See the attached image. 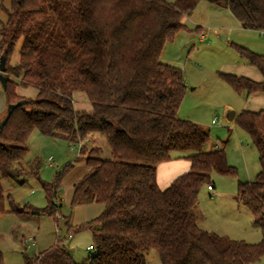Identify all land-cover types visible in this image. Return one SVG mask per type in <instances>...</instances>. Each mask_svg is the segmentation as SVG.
<instances>
[{
	"label": "trees",
	"instance_id": "trees-1",
	"mask_svg": "<svg viewBox=\"0 0 264 264\" xmlns=\"http://www.w3.org/2000/svg\"><path fill=\"white\" fill-rule=\"evenodd\" d=\"M9 1L7 21H0V64L5 61L0 74L12 107L0 128V217L47 214L59 227L57 196L72 164L53 182L40 180L48 200L42 210H21L10 199L7 211L2 180L39 179L40 162L28 169L23 164L34 130L77 145L99 134L109 143L112 159H103L100 147H80L77 160L89 171L75 184L71 204L96 202L104 211L78 229L67 219L64 224L69 234L91 230L96 251L89 264H147L151 249L158 251L161 264L259 262L264 257V110H244L236 120L257 149L261 170L255 181L239 182L235 199L250 212L262 240L253 244L201 229L202 187H214L213 172L237 171L228 163L226 145L206 151L208 132L179 116L187 86L182 70L161 56L201 1L229 9L244 29L264 33V0ZM19 42V61L11 65ZM240 51L263 81L221 77L240 94L264 93V56ZM27 89L34 90V99L21 94ZM76 92L87 95L89 111L75 109ZM175 152L186 155L191 170L161 189L157 167ZM24 259V264H80L59 240Z\"/></svg>",
	"mask_w": 264,
	"mask_h": 264
},
{
	"label": "rangeland",
	"instance_id": "rangeland-1",
	"mask_svg": "<svg viewBox=\"0 0 264 264\" xmlns=\"http://www.w3.org/2000/svg\"><path fill=\"white\" fill-rule=\"evenodd\" d=\"M5 9H10V1L0 0L2 22L7 21ZM183 22L186 29L177 32L173 40L166 43L161 56L162 62L181 69L184 76L187 89L179 114L208 132L210 140L205 146L207 151L215 145H226L228 163L237 171L236 175L213 172L211 183L215 189L209 191L207 184L202 187L199 205L205 219L201 225L217 232L221 230L233 233V240L249 239L252 242L248 243H259L262 240L261 230L256 229L248 217L241 215L243 211L236 210L238 205L235 200L239 182L255 181L261 170L257 149L250 136L236 121L244 110L250 109L251 98L247 101L246 93L236 92L220 74L234 73L233 75L243 77L249 70H254L248 59L241 54L240 48L264 56V33L244 29L229 9L206 1L198 3ZM202 34L206 36L203 41L200 40ZM20 48L21 42L16 45L10 59L11 65L18 63ZM28 97L34 99L35 95ZM230 111L236 114L232 121L228 120ZM102 139L109 146L105 137L102 136ZM27 143L29 153L23 164L28 169L36 161L40 162L39 179L26 176L21 179L25 183L19 184L10 178H3L7 211L10 209V199L21 210L26 206L41 210L47 208L48 200L40 180L51 183L67 165L72 164L73 168L64 177L57 196L61 203L56 214L60 221L59 227L55 217L47 214L30 215L26 220L10 213L0 217L3 264H24L25 255L34 256L54 245L57 240L62 242L58 235L64 239L69 234L64 225L66 219L70 226L78 229L98 218L104 211V205L96 202L74 206L71 204L73 182L77 179L80 168L86 166L85 161L77 160L80 157L77 144L73 146L71 142L43 135L38 130L32 132ZM85 144L88 148L102 145L96 139ZM106 154L103 151L102 158L105 159ZM25 214L23 211L22 215ZM72 235L66 248L80 264H89L90 258L95 254L94 250L87 251L88 246L95 245L91 230L85 229ZM30 237H35L36 245L27 248V239ZM145 256L147 264H161L156 249H151ZM254 264H264V257Z\"/></svg>",
	"mask_w": 264,
	"mask_h": 264
},
{
	"label": "crops",
	"instance_id": "crops-1",
	"mask_svg": "<svg viewBox=\"0 0 264 264\" xmlns=\"http://www.w3.org/2000/svg\"><path fill=\"white\" fill-rule=\"evenodd\" d=\"M205 39H206L205 34H202L200 40L203 41ZM231 74H234V73H231ZM243 77H247V78L252 79L256 82L263 81V77L257 69L249 70L248 73H246V75ZM21 94L28 96V95H34L35 92H34V90H28L27 89L26 91H23ZM249 98H251V105L248 108H250L251 110L250 109H246V110L253 111V112L264 110V93L263 92L256 93V94H253L250 96H246L247 101L249 100ZM74 102H75L74 106H75V109L77 111H89L91 109V104L89 103L87 95L83 92H76L74 94ZM256 104H258L262 108L257 107ZM254 106H256V107H254ZM7 113H8V104H7V100H6L5 90L3 88L2 83L0 82V121H2L7 116ZM179 116H180V114H179ZM181 118H183V117H181ZM95 139L102 144L100 147L102 149V152L103 151L107 152L105 160L112 159V151H111V147H110L109 143L107 142L109 146H106L105 142L102 139V136H100L99 134L89 135V137L84 141V144H85V142H88V143H91V141L94 142ZM214 147H219V146L215 145ZM214 147H212V149ZM104 148H105V150H104ZM175 154H180V155L174 156ZM185 156H186L185 154L183 155L181 153L175 152L172 154V159L170 161L165 162V163H161L157 167V183L161 189L167 188L177 178L188 173L191 170V162ZM88 171H89V168L87 166L80 168L79 175H78L77 179H75V181L73 182V192H74L75 184L78 181H80L88 173ZM214 189H215V186L213 187L212 190H209V189L208 190L213 191ZM73 192H72V197H73ZM218 195H220V193H218ZM71 201H72V198H71ZM236 202H237V200H236ZM237 205H238V207L236 208V210H238V212L243 211V212H241V215L248 217L249 220L252 221V225L255 226L253 224V219H252L250 212L245 207H243L241 204H239L238 202H237ZM198 208H199V211L201 213L199 201H198ZM204 219H205V217L201 213V219L198 222V225L201 229L208 231V232H214V233H217L220 235H226L232 239H235V237L233 236V233H229L227 231H221V230L217 232V231H214L213 229H210V227H202L201 223H203ZM255 228L259 229L256 226H255ZM244 229L247 230L246 227H244ZM261 238H262V234H261ZM242 240L246 241V242H252V241H249V239H242Z\"/></svg>",
	"mask_w": 264,
	"mask_h": 264
},
{
	"label": "built area",
	"instance_id": "built-area-1",
	"mask_svg": "<svg viewBox=\"0 0 264 264\" xmlns=\"http://www.w3.org/2000/svg\"><path fill=\"white\" fill-rule=\"evenodd\" d=\"M83 144H84V142H80L77 145V146H79V149H80V147H82ZM71 145L74 146L75 144L74 143H71ZM208 189L209 190H212L213 188L211 186H209ZM72 237H73L72 234H68V236L66 238L62 239L61 235H58V239H61L62 240V244L64 246H66V243H68L69 240H71ZM27 243H28L27 248H31L32 246H35L36 245V239H35V237H30L29 239H27ZM93 250L96 251L95 246H92L91 245V246H88L87 247V251H93Z\"/></svg>",
	"mask_w": 264,
	"mask_h": 264
},
{
	"label": "water",
	"instance_id": "water-1",
	"mask_svg": "<svg viewBox=\"0 0 264 264\" xmlns=\"http://www.w3.org/2000/svg\"><path fill=\"white\" fill-rule=\"evenodd\" d=\"M4 70H5V61H4V58H2L1 59V64H0V73L1 72L3 73ZM0 82L2 83L3 87H5V78L3 77L2 74H0ZM11 111H12V107L10 106L8 108L7 116L2 121H0V128L5 124V122H6L7 118H8V115L10 114ZM235 116H236L235 112L230 111L228 113V120L232 121L235 118Z\"/></svg>",
	"mask_w": 264,
	"mask_h": 264
}]
</instances>
